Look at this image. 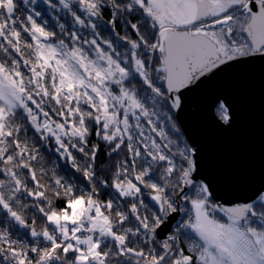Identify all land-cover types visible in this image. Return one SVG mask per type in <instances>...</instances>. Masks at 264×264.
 Returning a JSON list of instances; mask_svg holds the SVG:
<instances>
[{
  "label": "snow or ice",
  "instance_id": "snow-or-ice-1",
  "mask_svg": "<svg viewBox=\"0 0 264 264\" xmlns=\"http://www.w3.org/2000/svg\"><path fill=\"white\" fill-rule=\"evenodd\" d=\"M252 57L264 0H0V264H264V191L218 203L170 115Z\"/></svg>",
  "mask_w": 264,
  "mask_h": 264
},
{
  "label": "water",
  "instance_id": "water-1",
  "mask_svg": "<svg viewBox=\"0 0 264 264\" xmlns=\"http://www.w3.org/2000/svg\"><path fill=\"white\" fill-rule=\"evenodd\" d=\"M221 103L228 107V123L216 111ZM173 113L187 143L197 149L198 170L218 203H243L264 191V58L218 70L185 90Z\"/></svg>",
  "mask_w": 264,
  "mask_h": 264
},
{
  "label": "trees",
  "instance_id": "trees-1",
  "mask_svg": "<svg viewBox=\"0 0 264 264\" xmlns=\"http://www.w3.org/2000/svg\"><path fill=\"white\" fill-rule=\"evenodd\" d=\"M107 18H108V14H107V12H105V19H107ZM117 30L118 31L120 30L119 26H117ZM102 35H103V33H102ZM216 111H217L219 117L221 118L220 108L218 107L216 109ZM170 115L172 117V123H174L175 126L179 129V136L182 137L184 139V141L187 143L184 134H182V132H181V128L179 126V123H177V121H176L175 114L174 113H170ZM164 127L166 129H170L171 126L169 124H167ZM29 135L30 136L32 135L31 131H29ZM169 135L173 136V139H175V135L171 131H169ZM93 142L101 144V152H100V154H98V158L96 160V165H97L98 169L109 170V171H106V172L102 173V177L110 175V168L114 164V160L105 154L107 149H106V147L104 145V142L100 141L99 138H95V137L93 138ZM37 146L39 147L40 145L37 144ZM40 151L45 156V161H46V166L47 167L51 168L52 167V163L51 162H54V163H56L58 165L57 171H58V173L60 175H63L66 178L69 177V176H71L73 178L80 177V173H76L74 170H72L70 168V165L67 162H65L63 159H59L58 160L56 155L53 152H48L43 147L40 148ZM45 182H48L47 178H45ZM75 182L81 188H85L86 187L85 184H81L80 183L79 179H76ZM110 191H111L110 189L109 190H105V193L110 192ZM105 193L101 194V199L102 200H107L109 198V196L106 195ZM57 203H59V202H57ZM26 214L29 216V218H31V216H32L31 210H29ZM29 222H31V220H29ZM36 227H37L38 230L43 227V221L40 219L39 214H37Z\"/></svg>",
  "mask_w": 264,
  "mask_h": 264
},
{
  "label": "rangeland",
  "instance_id": "rangeland-1",
  "mask_svg": "<svg viewBox=\"0 0 264 264\" xmlns=\"http://www.w3.org/2000/svg\"><path fill=\"white\" fill-rule=\"evenodd\" d=\"M166 125H167V123L164 124V126H166Z\"/></svg>",
  "mask_w": 264,
  "mask_h": 264
}]
</instances>
